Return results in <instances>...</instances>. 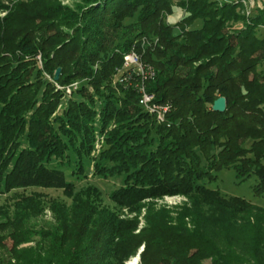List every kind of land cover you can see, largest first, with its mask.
Segmentation results:
<instances>
[{
	"label": "trees",
	"instance_id": "16d2710c",
	"mask_svg": "<svg viewBox=\"0 0 264 264\" xmlns=\"http://www.w3.org/2000/svg\"><path fill=\"white\" fill-rule=\"evenodd\" d=\"M256 1L261 3L256 5V23L231 27L229 32L225 27L235 17L237 5H224L228 14L222 9L216 14L213 11L218 9L209 6L210 0L205 5L194 0L203 10V24L176 42L167 25L158 23L159 13L170 5L168 0H81L79 9L58 0H0V10L7 11L0 17V189L64 190L70 185L64 171L49 164L48 159L62 151L49 119L62 100L64 110L54 122L61 128L70 125L80 139L90 133L88 122L94 117L87 119L91 115H98L99 128L112 119L118 108L113 102L109 104L115 108L102 104L98 84L121 60L116 47H110L114 41L110 33L120 28L118 48L124 52L149 32L160 37L163 49L140 55L144 75L122 68L115 74L114 83L121 80L122 100L129 102L136 96V87L131 85L147 78L155 101L170 109L166 114L170 127L155 124L154 118L138 107L121 108L119 123L124 131L118 127L112 134V141L121 143L115 158L123 155L137 159L134 163L139 164L141 180L137 177L114 190L112 199L132 209L148 198L182 193L226 211L246 212L237 223L224 220L228 225L218 226L224 240L200 229L198 236L191 238L172 236L168 231L142 238L140 233H133L134 226L122 227L108 215L103 223L108 229L103 231L101 224H95L98 228L87 233V241L78 238L85 234L87 221L74 229L69 244L56 233L41 232L35 246L9 250L0 264H124L142 243L140 264H264V205L222 196L199 183L204 176L200 170L213 167L207 166L208 161L200 162L205 160L207 144L224 138L217 152L210 149V157L242 166L237 173L243 176L249 172L246 165L251 160L244 161L241 132L253 139V155L257 154L255 146L264 143V71L260 68L264 63V0ZM126 18L129 21H124ZM195 62L199 64L192 67ZM57 68L60 73L56 81L63 86L75 84L72 93L64 88L54 92L44 77L54 79ZM47 87L53 88L48 91ZM221 96L225 110L214 111L212 104ZM245 125L255 131L243 129ZM153 133L159 139L154 149L130 147V141L142 144ZM22 135L24 144L19 141ZM183 156L191 158L197 168L180 164ZM251 164L257 178L253 190L264 196V162ZM169 166L176 168L171 178L158 176ZM185 168L192 172L186 173Z\"/></svg>",
	"mask_w": 264,
	"mask_h": 264
},
{
	"label": "rangeland",
	"instance_id": "374dc122",
	"mask_svg": "<svg viewBox=\"0 0 264 264\" xmlns=\"http://www.w3.org/2000/svg\"><path fill=\"white\" fill-rule=\"evenodd\" d=\"M58 1L62 5H67L72 9H79L83 5L81 0ZM168 1L170 5L159 13L160 22L158 23L167 25L169 31L173 33L176 42L181 40L190 30L202 26L203 10L201 6L194 5V0ZM198 1L203 2L204 5L206 1L208 2V0H196V2ZM210 1L211 4L209 6L218 9L213 11L216 14L221 9L228 14L227 9L229 8L224 7V5L231 6V3H234V5L232 4L233 6L237 5L234 9L235 17H232L227 22L226 31H229L231 27L251 26L256 23L254 15L259 13L256 11V5H261L256 0ZM6 13L7 11L0 10V17ZM187 16L190 17L186 19ZM128 19L130 18H126L124 21H129ZM104 25L105 23H103V27ZM116 29L118 30L110 33V35H113L111 40H114L113 44H110V47H116L115 51L120 54L121 60L114 67L113 73L102 78L98 85L101 87L100 91L102 93L100 92L99 95L102 104L104 102L108 109L110 106L115 108L113 105H116V109L118 108L117 114L113 113L112 119L103 123L101 128H99L98 124V115H91L90 119H87L89 121L94 117V120L88 122L90 133H86L80 139L76 136L75 130L70 125L61 128L62 126H59L60 123L54 122V119H59L64 110L62 100L54 108L49 120L52 122L53 133L58 134L62 151H58L57 155L51 156L48 160L50 165L58 166L64 171L70 185L64 190L45 187L13 188L7 191L0 189V259L8 255L9 250L13 248L22 250L35 246L40 241L38 234L41 232L49 235L56 233L60 238H63L65 244H69L71 235H75L76 233L74 229L77 226H83L85 221H87L86 232L83 236L81 235L82 237L78 236V238L80 241H87V233L89 231L93 232L98 228L95 224H101L103 231L108 229L107 225H103L108 215L114 216L122 227L134 226L135 230L133 233H140V237L142 238L151 239L167 231L172 236L184 235L191 238L194 235L195 237L198 236V229H200L206 233H212V235L217 237L215 238L216 240H224V233L218 226H223L224 220H227V222L234 220L237 223L246 213L226 211L201 202L193 195L182 193L165 194L148 198L132 209L123 208L112 199V192L114 190L125 187L136 180L139 176L138 169L140 168L139 164L135 165L134 163L137 162V159L134 160V158L127 156L122 157L123 155L115 158L117 156L116 150L118 151L121 143L112 141V134H114V131L118 127L121 130L124 129L121 127L122 123H119L121 121L119 114L121 108L125 109L127 107V109L135 108L137 110L136 107H138L143 113L152 116L155 124H160L164 128L170 127V123L166 117L170 109L167 105H160L155 101L154 94L148 91L147 85L149 80L147 78L141 79L138 84L131 85L136 87V96L134 100H129V102L122 100L123 94L121 91L123 84L121 80L116 84L114 83L115 74L130 61L135 62V66L132 67L135 72L140 73L143 71L144 66L140 60V55L150 50L160 51L163 49L160 47V37L157 34L149 32V34L142 36L138 41H133L128 50L124 52L118 48V42L121 40L119 39L121 29ZM116 32L118 33V38L117 36L115 37ZM197 64L199 63L195 62L191 66L195 67ZM38 65H41L40 61H38ZM180 67L179 65L177 68ZM260 68L264 71V63ZM33 75L35 77V74ZM44 77H48V83L54 86V92L64 88L65 91L69 89V93H72V89H74L75 84L73 83L63 86L56 81L57 79L54 80L49 75ZM73 81L77 80L73 79ZM46 86L48 85L46 84ZM52 88L47 87L46 89L49 91ZM85 99L84 101L88 103L87 99ZM111 102H113V105L109 104ZM29 114L30 111L26 113V117ZM243 129L255 131L254 127L248 125H245ZM247 135V132L242 131L239 142L243 145L242 153L245 155L244 161L251 160L250 165H246V169L249 172L241 176L237 173V170L242 166L229 165L228 163L223 164L222 161L219 162V160H215L214 158L211 159L209 151L210 149L218 151L219 146H221L220 141L224 139L221 138L220 141H214L205 146V160L200 159V162L207 163L208 161L207 166L213 165V167L211 169L204 167L203 170L198 168L204 174L199 179V183L208 188L216 189L222 196L241 197L259 207L264 205V196L261 194L257 195L253 190L257 183V178L253 174L254 166L251 162H264V143L255 146L254 149L257 151V154L253 155L250 148L253 147L251 146L253 139ZM19 141L22 144L26 143L25 135H22ZM158 142L157 134L153 133L146 142H142V144L139 142L138 144V141H130L129 145L133 148L139 147L140 150L148 151L149 149H154ZM189 157L183 156L180 164H185L188 168L196 169L198 164L194 167L193 161ZM178 169L181 170L180 167ZM174 170H176L174 166H169L166 168L164 174L159 173L158 176L165 179L171 178L175 174ZM184 170L187 171L186 173L192 172L191 169L187 170L185 168ZM156 172H154L155 176L157 175ZM137 179L141 180L140 177ZM102 230L99 233L100 236L103 235ZM21 239L28 241L21 243L19 242ZM143 246L144 244L142 243L124 261V264H128L133 257H137V264H140V252Z\"/></svg>",
	"mask_w": 264,
	"mask_h": 264
},
{
	"label": "water",
	"instance_id": "95a60500",
	"mask_svg": "<svg viewBox=\"0 0 264 264\" xmlns=\"http://www.w3.org/2000/svg\"><path fill=\"white\" fill-rule=\"evenodd\" d=\"M59 73H60V69L57 68L54 75L55 80L58 78ZM225 105H226L225 98L221 96L214 100L212 104V109L214 111L223 112L225 110Z\"/></svg>",
	"mask_w": 264,
	"mask_h": 264
},
{
	"label": "built area",
	"instance_id": "2783aa9c",
	"mask_svg": "<svg viewBox=\"0 0 264 264\" xmlns=\"http://www.w3.org/2000/svg\"><path fill=\"white\" fill-rule=\"evenodd\" d=\"M246 5V4H245ZM136 57H137V55H135ZM133 66H135V62H133V61H130V62H128L127 64H126V66L124 67V68H131V69H133L132 67ZM139 73V72H138ZM144 71H141L139 74L140 75H144ZM67 93H69V89L66 91Z\"/></svg>",
	"mask_w": 264,
	"mask_h": 264
},
{
	"label": "bare ground",
	"instance_id": "6f19581e",
	"mask_svg": "<svg viewBox=\"0 0 264 264\" xmlns=\"http://www.w3.org/2000/svg\"><path fill=\"white\" fill-rule=\"evenodd\" d=\"M137 257H133L129 262L128 264H137Z\"/></svg>",
	"mask_w": 264,
	"mask_h": 264
}]
</instances>
